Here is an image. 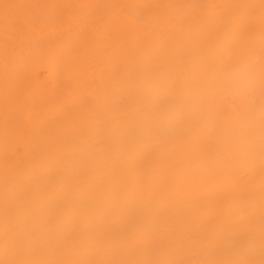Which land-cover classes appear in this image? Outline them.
Listing matches in <instances>:
<instances>
[{
    "label": "bare ground",
    "instance_id": "obj_1",
    "mask_svg": "<svg viewBox=\"0 0 264 264\" xmlns=\"http://www.w3.org/2000/svg\"><path fill=\"white\" fill-rule=\"evenodd\" d=\"M0 264H264V0H0Z\"/></svg>",
    "mask_w": 264,
    "mask_h": 264
}]
</instances>
